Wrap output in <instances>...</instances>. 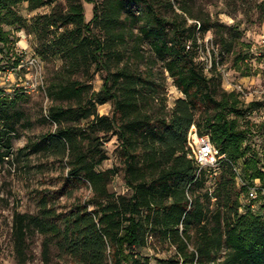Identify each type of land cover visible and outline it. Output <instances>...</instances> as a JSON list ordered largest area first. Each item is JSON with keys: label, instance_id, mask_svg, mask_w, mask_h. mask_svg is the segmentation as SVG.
<instances>
[{"label": "trees", "instance_id": "trees-1", "mask_svg": "<svg viewBox=\"0 0 264 264\" xmlns=\"http://www.w3.org/2000/svg\"><path fill=\"white\" fill-rule=\"evenodd\" d=\"M83 2L92 4L88 22ZM23 3L29 12L44 6L51 10L29 24L16 10ZM157 3L0 0V44L9 41L4 27L28 29L42 40L43 58L50 53L63 60L48 88L51 101L61 103L51 105L45 116L56 129L27 141L14 157L38 154L59 160L66 182L91 190V197L74 202L68 213L57 212L51 196L41 193L36 213L14 212L15 264L30 260L28 239L35 234L42 237L43 264L51 263L54 252L55 264H150L142 253L149 238L173 248L158 264H264V199L257 200L262 214L239 211V196L247 194V184L264 189V147L250 144L254 152L249 150L253 133L239 125L262 102L242 104L238 93L213 84L217 63L205 72L196 62L186 43L195 45L196 35L208 32L210 24L196 19L186 26L185 15L196 18L186 9H181L184 16L174 12L175 19L164 18ZM133 4L143 6L142 12L132 11ZM145 44L148 57L142 53ZM226 46L224 42L229 50ZM241 59L238 53L234 61ZM158 64L182 94L169 113L165 100H158ZM91 70L105 73L97 92L73 78ZM24 94L0 93V165L13 157L12 139L23 118L15 105ZM107 103L112 105L110 115H100L97 107ZM192 125L224 155L217 165H197ZM110 135L119 142L127 196L108 190L116 170L98 169L107 160L104 144ZM208 181L213 188L206 187Z\"/></svg>", "mask_w": 264, "mask_h": 264}, {"label": "rangeland", "instance_id": "rangeland-1", "mask_svg": "<svg viewBox=\"0 0 264 264\" xmlns=\"http://www.w3.org/2000/svg\"><path fill=\"white\" fill-rule=\"evenodd\" d=\"M92 1L100 3L102 0ZM158 2L156 10L164 18L175 19L174 12L184 16L181 9H186L196 17L190 18L185 15L188 19L186 26L196 19L210 24L208 32L196 35L195 45L189 42L186 44L190 45V50L194 52L196 62L201 66L203 64L205 72L212 62L213 65L217 63L212 69L213 78L211 79L220 90L230 89L225 81L234 82L245 88L246 93H252V96L247 98L240 97L242 104L245 105L252 100L262 102L260 106L246 113L239 122L240 128L248 129L253 133L251 139L247 141V148L250 150V144H254V148L259 147L262 150L264 126L262 128L258 126L264 122V0H170L171 7L167 0H158ZM83 9L84 20L88 22L92 17V4L83 2ZM16 10L31 24L37 15L49 13L51 7L44 6L29 12L27 4L23 3L19 4ZM142 10L143 6L132 5V11L138 13ZM4 28L9 31L10 36L8 43L0 44V93H6L10 97L22 91L25 93L19 97L15 105V108L23 113V118L17 125V135L12 139L13 157L9 160L6 158L0 165V264H15L11 242L14 212L36 213V200L41 193L51 196V203L57 212L68 213L74 202H86L91 197V190L88 185H71L70 182H66V169H64V163L59 160L43 158L38 154L14 157L16 151L27 141L35 140L42 134L56 129L54 124L45 120V116L51 105L61 103L51 101L48 88L63 60L53 57L50 53L43 58L40 55L42 40L28 29ZM93 31L98 33V29ZM224 42H227L226 47L230 48L229 50L223 47ZM142 50L145 57L151 55L146 44L143 45ZM238 53L243 56V59L237 63L234 59ZM23 60H25L24 64H22ZM28 60L35 61L36 67L27 66ZM21 66L24 67L21 68ZM92 70L89 75L78 74L73 78L83 84L91 85L92 91L97 92L103 84L105 73ZM155 70L159 71L156 75L162 88L158 100L161 98L165 100V110L169 113L182 94L173 86V81L166 72L161 74L163 69L160 64ZM30 85L33 86L31 88L34 91L26 90V87ZM63 104L67 105L66 102ZM111 108L112 105L107 103L98 106L97 110L100 115H110ZM119 148L116 137L108 136L104 144L107 160L98 169L116 170L108 190L115 196H127L130 191L124 182L123 161ZM251 151H253L252 148ZM206 187L213 188V182L208 181ZM239 200L244 211H249L251 208L250 212L262 214L259 210V208L262 210L261 201L251 204L245 191L240 194ZM41 241L42 237L38 234L28 239L30 260L27 264H43ZM142 253L150 258V264H158L156 260L170 256L173 248H168L165 244H159L154 238H149L148 245ZM55 255L54 252L50 264L58 261Z\"/></svg>", "mask_w": 264, "mask_h": 264}, {"label": "built area", "instance_id": "built-area-1", "mask_svg": "<svg viewBox=\"0 0 264 264\" xmlns=\"http://www.w3.org/2000/svg\"><path fill=\"white\" fill-rule=\"evenodd\" d=\"M254 55H257V54H254ZM24 61L25 60H23L22 64L25 63ZM26 65L30 66L31 68L33 66L36 67V62L28 60L26 62ZM23 67L24 66H21V68H23ZM225 83L230 88L229 90L227 89L225 91L236 92L240 95V97H244V98H247L248 96H252V93H246L245 88H242L240 86V84L237 85L234 82L228 83L227 81H225ZM31 87H33V86L30 85V86L26 87V90L34 91V90H32ZM34 87L36 89V86H34ZM246 91H247V89H246ZM252 101H254V100H252ZM190 141H191V145L194 147L195 159H196V163L199 166V168L213 167V166L217 165L224 158V155H220L218 149H216L212 145L209 137L207 135H199L197 133L195 126H193V125L191 126V129H190ZM234 170H235L236 174L238 176H240V173H241L240 168L236 167V168H234ZM245 187H247V198L251 204H254V202H256L259 199V197H262L264 199V189H262L263 187L253 185V184H247ZM252 208L254 209V206H252ZM247 212H248V210L244 211L243 207H240V213L241 214H245Z\"/></svg>", "mask_w": 264, "mask_h": 264}]
</instances>
